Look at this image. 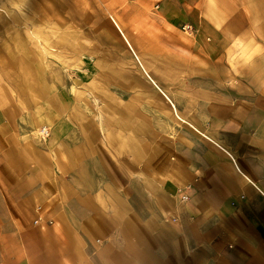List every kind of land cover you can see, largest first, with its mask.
Returning a JSON list of instances; mask_svg holds the SVG:
<instances>
[{
  "label": "crops",
  "instance_id": "crops-1",
  "mask_svg": "<svg viewBox=\"0 0 264 264\" xmlns=\"http://www.w3.org/2000/svg\"><path fill=\"white\" fill-rule=\"evenodd\" d=\"M142 3L102 87L0 94V264H264V0Z\"/></svg>",
  "mask_w": 264,
  "mask_h": 264
},
{
  "label": "rangeland",
  "instance_id": "rangeland-1",
  "mask_svg": "<svg viewBox=\"0 0 264 264\" xmlns=\"http://www.w3.org/2000/svg\"><path fill=\"white\" fill-rule=\"evenodd\" d=\"M143 0H0V94L27 89L36 103L65 86L102 87L103 59L119 55L121 20ZM91 63L92 74L85 70ZM78 78L77 84L73 78ZM30 82V83H29ZM37 92L36 94H33Z\"/></svg>",
  "mask_w": 264,
  "mask_h": 264
},
{
  "label": "built area",
  "instance_id": "built-area-1",
  "mask_svg": "<svg viewBox=\"0 0 264 264\" xmlns=\"http://www.w3.org/2000/svg\"><path fill=\"white\" fill-rule=\"evenodd\" d=\"M184 26L188 27V25H184ZM43 130H44V131H43ZM41 131L46 132L45 127H42V128H41Z\"/></svg>",
  "mask_w": 264,
  "mask_h": 264
}]
</instances>
